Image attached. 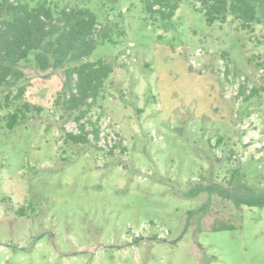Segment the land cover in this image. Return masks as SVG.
<instances>
[{"label":"rangeland","instance_id":"1","mask_svg":"<svg viewBox=\"0 0 264 264\" xmlns=\"http://www.w3.org/2000/svg\"><path fill=\"white\" fill-rule=\"evenodd\" d=\"M146 1L83 4L125 30L89 56L112 66L86 116L97 140L66 141L78 130L57 101L64 68L22 63L23 101L40 111L11 130L0 119V264H264V207L213 197L188 219L206 200L188 193L233 169L264 191V25L208 24L188 0L150 23Z\"/></svg>","mask_w":264,"mask_h":264},{"label":"trees","instance_id":"2","mask_svg":"<svg viewBox=\"0 0 264 264\" xmlns=\"http://www.w3.org/2000/svg\"><path fill=\"white\" fill-rule=\"evenodd\" d=\"M198 4L208 24L224 23L230 15L242 30L252 31L255 25H264V0H188ZM65 3V0H0V87L7 92L0 101V118L7 129L19 121L27 120L38 106L23 101L25 87L18 86L25 74L21 68L30 53L41 71L64 68L62 91L57 101L68 116H74L77 133L66 134V141L86 144L88 136L97 140L96 123L87 119L98 100L104 98V84L112 73V66L103 59L89 61L98 41L117 44L125 30L117 20H99L83 4ZM181 0H147L143 4L145 20L150 23L173 18ZM121 18V14L117 16ZM15 89V90H14ZM86 118L85 122H82ZM86 124L91 130H85ZM243 172L233 169L221 183L209 182L196 185L189 197L206 195V200L188 212V219L197 224L211 209L212 198L230 202L236 209L242 206L264 207V191L246 184ZM199 228V225L197 226ZM228 224H216L212 230H228Z\"/></svg>","mask_w":264,"mask_h":264}]
</instances>
